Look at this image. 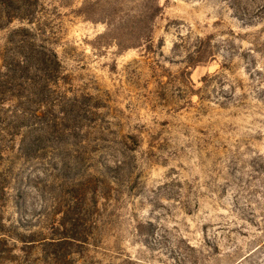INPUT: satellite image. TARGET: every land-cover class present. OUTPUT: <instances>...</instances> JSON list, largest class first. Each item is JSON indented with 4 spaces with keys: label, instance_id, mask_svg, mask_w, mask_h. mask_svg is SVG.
<instances>
[{
    "label": "rangeland",
    "instance_id": "obj_1",
    "mask_svg": "<svg viewBox=\"0 0 264 264\" xmlns=\"http://www.w3.org/2000/svg\"><path fill=\"white\" fill-rule=\"evenodd\" d=\"M38 10L78 132L16 163L11 194L24 204L11 200L4 220L71 234L46 227L90 183L77 207L85 240L56 249L65 264H264V0H39ZM12 245L2 264L23 255ZM45 257L38 247L22 264H53Z\"/></svg>",
    "mask_w": 264,
    "mask_h": 264
},
{
    "label": "trees",
    "instance_id": "obj_2",
    "mask_svg": "<svg viewBox=\"0 0 264 264\" xmlns=\"http://www.w3.org/2000/svg\"><path fill=\"white\" fill-rule=\"evenodd\" d=\"M38 1L0 0V31L4 32L0 45V264L12 262L9 258L12 248L8 249V242L13 247L22 246L23 255L15 259L16 264H22L32 249L38 247L51 263L65 264L70 254L59 256L56 249L85 240L79 234L83 231L77 213V207L85 201V183L73 186L76 194L70 199L75 206L66 210L57 227H46L48 233H56L57 229L59 233L71 234L46 238L41 234L43 227L39 232L19 231L21 223L19 227L12 226L3 217L11 200L16 201V208L24 204L19 189L15 195L11 194L13 185L20 187L22 182L14 173L16 163L39 160L45 154L46 143L65 134L76 137L78 132V127L68 124L64 98L56 93L63 77L51 48L47 25L40 20ZM14 23L17 25L12 27ZM34 26L36 28H31ZM72 107L70 110L74 109ZM16 143L18 154H13Z\"/></svg>",
    "mask_w": 264,
    "mask_h": 264
}]
</instances>
